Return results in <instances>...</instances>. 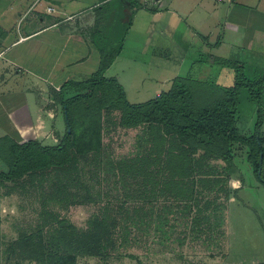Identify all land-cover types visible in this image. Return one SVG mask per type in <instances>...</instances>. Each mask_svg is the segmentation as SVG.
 <instances>
[{
	"label": "rangeland",
	"instance_id": "374dc122",
	"mask_svg": "<svg viewBox=\"0 0 264 264\" xmlns=\"http://www.w3.org/2000/svg\"><path fill=\"white\" fill-rule=\"evenodd\" d=\"M115 44L117 39L111 46ZM175 54L176 69L149 64L151 59L145 58V76L127 87L131 104L174 90L175 80L191 70L195 79L209 84L227 81L226 75L202 73L206 63L191 69L199 60L194 49L183 66L179 52ZM158 68L161 72L156 74ZM174 70L178 77L172 79ZM208 90L197 94V106L209 102ZM56 92L50 91L54 101ZM76 95L71 90L64 93L65 99ZM112 96L116 97L103 88L92 101L75 106L72 126L79 143L73 163L39 169L0 187V264H264V185L254 191L257 179L251 176L250 187L240 195L250 209L236 204L229 218L232 166L200 153L194 159L202 164L197 174L207 172L203 167L208 165L215 178L207 183L191 179L197 174L188 178L178 135L151 122L125 128L122 119L128 112L112 103ZM256 108L248 100L240 106L239 119L252 124L250 132ZM65 134L66 126L50 140L35 133L12 138L54 147ZM248 153L247 146L233 145L234 167H242ZM8 171L0 158V173ZM95 233L99 243L94 246ZM66 236L80 241L71 244ZM33 251L37 257L46 252L64 260H36Z\"/></svg>",
	"mask_w": 264,
	"mask_h": 264
},
{
	"label": "crops",
	"instance_id": "0c3cea01",
	"mask_svg": "<svg viewBox=\"0 0 264 264\" xmlns=\"http://www.w3.org/2000/svg\"><path fill=\"white\" fill-rule=\"evenodd\" d=\"M115 1L119 2L110 6ZM130 16L132 26L122 51L105 73L106 78L119 81L126 95L127 87L145 76L149 64L176 69L175 52L182 60L180 66L189 51L199 52L198 61L206 59L202 73L226 75V82L216 79L223 86L232 85L233 73L215 65V58L235 59L264 70V0H0V138L35 133L37 138L50 140L61 132L65 128L63 108L52 100L50 91L96 73L102 57L96 42L101 41L100 34H109L111 48L119 18L125 22ZM146 57L151 59L149 64ZM177 73L174 70L172 79ZM254 113L256 117V110ZM251 125L237 119L244 137L253 134ZM200 153L221 160L199 150L190 162L192 174L201 168L202 164L194 161ZM245 158L242 167L235 165L234 171L230 170L235 178L230 182L229 218L236 204L250 209L240 196L250 187L251 176L255 177L248 155ZM210 168L206 165L203 169L207 172L191 179L214 180ZM261 186L258 181L252 183L254 191Z\"/></svg>",
	"mask_w": 264,
	"mask_h": 264
},
{
	"label": "trees",
	"instance_id": "16d2710c",
	"mask_svg": "<svg viewBox=\"0 0 264 264\" xmlns=\"http://www.w3.org/2000/svg\"><path fill=\"white\" fill-rule=\"evenodd\" d=\"M119 20L121 23L113 33L115 35L113 39H117V44L108 48L109 34L107 32L100 34L103 40L96 41L98 50L102 54L98 71L85 81L67 82L58 92L52 90V93L58 94L54 96V99L61 104L65 117L66 134L61 143L54 147H44L36 141L17 143L10 136L1 138L0 158L4 159L9 171L0 173V187L5 182L21 179L26 174L39 169L64 167L73 163V151L79 143V137L72 126L73 110L77 105L92 101L99 90L107 87L116 95L115 98L112 96V103L120 104V108L128 112L122 119L125 128H135L142 123L151 122L163 125L168 130L167 133L178 135L179 142L184 149L187 177L192 175L190 162L199 150L230 164L232 166L230 169L233 170L235 167L231 149L233 145L238 144L249 148L248 162L257 181L264 185V70L251 67L235 59L215 58V65L232 71L234 80L231 86H223L216 81L210 84L200 81L195 79L192 71L185 78L175 80L174 90L163 92L144 104L133 105L128 101L125 89L119 81L116 78L105 77L107 70L120 55L132 26V16L125 22L121 17ZM203 63H206L205 58L197 62L198 65ZM203 89H209V102L199 107L196 104V97ZM67 90L76 91L78 95L65 99L64 93ZM84 90L87 92L83 93ZM243 100L253 102L257 107L255 109L257 119L250 137L242 136L237 128V119L240 116V106ZM65 235L64 233L63 237ZM91 238L95 239L92 245L99 243L96 233ZM66 239H70L71 244H77L80 241V238L75 241L70 236H66ZM25 242L27 243L28 240L26 239ZM32 254L36 260L41 258L49 260L50 257H54L56 261L64 260L62 255L53 256L43 252L37 257L36 251Z\"/></svg>",
	"mask_w": 264,
	"mask_h": 264
},
{
	"label": "water",
	"instance_id": "95a60500",
	"mask_svg": "<svg viewBox=\"0 0 264 264\" xmlns=\"http://www.w3.org/2000/svg\"><path fill=\"white\" fill-rule=\"evenodd\" d=\"M70 132V131H69Z\"/></svg>",
	"mask_w": 264,
	"mask_h": 264
}]
</instances>
